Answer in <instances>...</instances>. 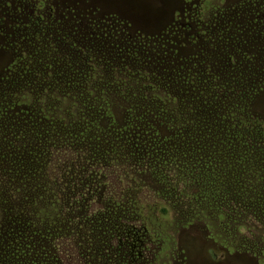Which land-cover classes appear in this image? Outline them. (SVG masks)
<instances>
[{"label":"trees","instance_id":"1","mask_svg":"<svg viewBox=\"0 0 264 264\" xmlns=\"http://www.w3.org/2000/svg\"><path fill=\"white\" fill-rule=\"evenodd\" d=\"M169 30L176 31L173 24ZM163 34L153 40L159 63L144 73L145 84L86 83L72 77L69 95L61 86L63 71L51 60L45 64L46 56L33 49L31 62L18 65L25 74L21 80L9 81L11 89L0 81V93L14 92V83H23L36 94L33 101L24 94L13 101L0 95V140L10 135L0 143V249L7 251L0 264H59L54 242L81 243L82 225L90 227L100 250H111L112 259L120 252L119 243L112 245L118 238L114 222L141 220L142 206L131 194L147 182L159 183L160 189H154L167 206L190 216L204 213L207 218L234 208L264 214V120L254 114L252 97L228 92L224 112L216 95L206 96V84L197 87L195 98L186 80L177 83L184 71L176 57H168L171 67L159 69L166 61L159 43ZM119 36L111 37V45ZM14 51L12 63L21 61L23 55ZM121 54L129 57L117 49L115 56ZM45 74L47 80H40ZM81 74L87 75L86 69ZM43 88L53 97L49 102L40 101ZM17 135L23 142L14 140ZM110 166L131 177L130 188L115 197L102 184ZM12 168L16 179L5 171ZM178 222L185 224V219ZM44 240L47 245H41Z\"/></svg>","mask_w":264,"mask_h":264},{"label":"rangeland","instance_id":"2","mask_svg":"<svg viewBox=\"0 0 264 264\" xmlns=\"http://www.w3.org/2000/svg\"><path fill=\"white\" fill-rule=\"evenodd\" d=\"M172 24L175 32L169 30ZM115 33L120 36L111 45ZM162 34L159 43L166 61L159 69L171 67L167 59L172 55L184 71L177 83L186 80L196 91L195 98L197 87L206 84V96L216 95L224 112L228 92L249 93L254 114L264 120V0H0V81L11 89L9 81L21 80L25 74L18 65L31 62L28 53L33 49L46 56L45 64L51 60L63 71L61 86L69 95L66 86L73 78L86 83L145 84L144 73L159 63L153 40ZM15 49L23 58L12 63ZM117 49L127 51L129 57L115 56ZM9 67L12 71L7 75ZM107 67H112L111 73L105 72ZM73 68L81 73L86 69L87 75L73 73ZM46 76L40 80H47ZM22 85L14 83V92L4 89L0 95L13 101L24 94L33 101L35 91ZM43 89L38 93L40 101L49 102L53 97ZM14 140L23 142L18 135ZM12 169L5 171L16 175V168ZM105 173L102 184L108 186L110 196L130 188L131 177L123 169L110 166ZM160 186L147 182L133 188L131 195L141 204L143 215L136 222H114L118 238L112 245L120 244L116 256L111 259V250L108 254L100 250L90 227L82 225L81 243L54 242L59 264H264V214L257 216L250 209L236 213L234 208L207 218L204 213L190 216L182 208L167 206V199L157 192ZM181 217L185 224L178 222ZM106 240L111 248V239ZM4 254L7 251L0 249V261Z\"/></svg>","mask_w":264,"mask_h":264},{"label":"flooded vegetation","instance_id":"3","mask_svg":"<svg viewBox=\"0 0 264 264\" xmlns=\"http://www.w3.org/2000/svg\"><path fill=\"white\" fill-rule=\"evenodd\" d=\"M195 14H196V12L194 13V15H195ZM188 15H191L190 12H189ZM191 17H192V15H191ZM184 25H185V24H184ZM77 54H80V52L78 51Z\"/></svg>","mask_w":264,"mask_h":264}]
</instances>
